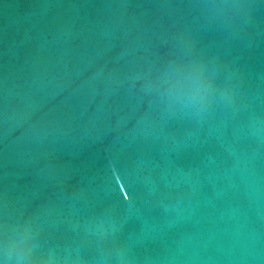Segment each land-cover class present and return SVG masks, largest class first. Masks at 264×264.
<instances>
[{
	"label": "water",
	"instance_id": "obj_1",
	"mask_svg": "<svg viewBox=\"0 0 264 264\" xmlns=\"http://www.w3.org/2000/svg\"><path fill=\"white\" fill-rule=\"evenodd\" d=\"M194 60L202 111L157 86ZM25 222L41 262L264 264V0H0V225Z\"/></svg>",
	"mask_w": 264,
	"mask_h": 264
},
{
	"label": "clouds",
	"instance_id": "obj_2",
	"mask_svg": "<svg viewBox=\"0 0 264 264\" xmlns=\"http://www.w3.org/2000/svg\"><path fill=\"white\" fill-rule=\"evenodd\" d=\"M157 86L174 106L202 111L217 96L214 73L203 62L194 60L163 69ZM226 96L225 94H221ZM39 232L31 222L0 225V264H55V253L38 261Z\"/></svg>",
	"mask_w": 264,
	"mask_h": 264
}]
</instances>
